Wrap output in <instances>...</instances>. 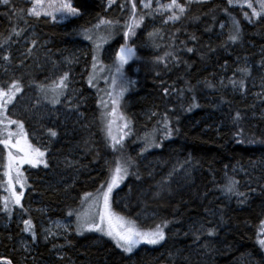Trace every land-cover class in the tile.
<instances>
[{
	"label": "trees",
	"instance_id": "16d2710c",
	"mask_svg": "<svg viewBox=\"0 0 264 264\" xmlns=\"http://www.w3.org/2000/svg\"><path fill=\"white\" fill-rule=\"evenodd\" d=\"M135 2L138 13L149 11L142 9L140 0ZM72 4L80 15L56 22L47 16L27 15L29 0H11L9 5L0 0L1 84L10 81L6 80L10 77L8 65L17 67L14 80L21 82L22 92L16 99L24 90H31L37 100L30 110L31 117L40 102L46 110L42 112L45 119L36 129L41 140L32 144L42 148L47 147L44 143L51 142L49 160L45 157L48 167L39 165L26 171L23 207H19L32 208H26L25 220L31 219L34 231H39L48 217L77 212L84 194L95 193L108 179L116 158L123 156L131 158L133 164L113 193V209L136 220L143 230L169 221L166 239L158 245L141 244L132 253H125L107 236L95 232L77 235L73 230L67 239L57 240L53 249L38 243L26 252L20 247L24 224L10 220L4 225L2 202L0 264L7 260L12 264H264V248L257 243L258 225L264 219V96L244 95L249 88L257 93V83L263 76L264 17L248 24L241 19L245 9L232 6L228 0L194 1L179 21L164 26L146 30L153 19L146 15L136 34L126 41L122 30L123 22L132 13L131 0H117L119 12L115 15L106 7L108 0H72ZM20 9L25 10L23 17ZM233 18L239 20L240 27L235 43L227 42L234 31ZM100 19L119 24L117 38L107 45V55L105 45L95 50L91 40L89 43L87 39V51L73 43L86 40L82 39V30L93 29ZM13 29L21 35H14ZM30 31L32 39L28 42L25 39ZM93 31L98 30L90 33ZM150 33L156 35L150 37ZM41 43L46 48L35 54ZM124 44L135 49V57L123 66L124 76L134 83L124 85L127 91L120 101L119 111L131 121V134L125 137L118 153L107 146L106 139L101 141L99 131L105 134L106 123L102 113L112 106L100 112L97 94L106 93L105 78L115 73V53ZM240 45L245 51H259L257 66L248 67L250 75L242 76L236 71L228 76L235 68L249 63ZM187 48L193 51L188 52ZM22 51L26 56H19ZM165 52H172L176 59L169 57L166 62H157L156 58ZM110 53L115 55L112 61L105 57ZM94 54L99 61L96 76L105 77H97L95 87L88 83ZM5 55L10 57L8 61L3 59ZM235 58L239 61L235 62ZM37 65L42 68L37 69ZM56 66H65L60 76L69 73V85L59 96V103L52 102L51 91L45 95L39 88L58 80L60 76L54 78L53 74L46 79ZM41 70L42 74L37 75ZM240 79L244 80V88H234L230 80ZM209 83L214 87H209ZM72 86L73 93L78 92L73 96L74 106L78 104L70 108L74 113L80 111L85 119L75 121L72 114L63 124L70 109L57 114L51 111L55 107L65 108L63 104L67 95L71 96ZM164 89H168L167 95ZM193 104L198 106L191 107ZM237 112L239 120L235 119ZM164 114L173 130L167 138H163L158 123ZM50 129L57 133L56 139L50 135ZM146 136L159 147H147L144 151ZM144 154L149 155L145 160ZM240 168L248 172L252 169L254 173L244 179ZM228 178L239 182L238 190L244 197H229L222 192ZM211 229L215 231L210 236L207 233Z\"/></svg>",
	"mask_w": 264,
	"mask_h": 264
},
{
	"label": "snow or ice",
	"instance_id": "6c2138e0",
	"mask_svg": "<svg viewBox=\"0 0 264 264\" xmlns=\"http://www.w3.org/2000/svg\"><path fill=\"white\" fill-rule=\"evenodd\" d=\"M5 5H9L11 0H2ZM115 0H109V5L114 3ZM154 0H140V3L143 9L149 10L146 13L140 14L137 12V6L135 0H131V10L132 13L129 19L125 22L124 38L127 41L131 36L136 34V29L139 28L145 19L146 15H152L153 13H159L161 15L168 14L164 23L176 22L181 19V17L187 12L188 5L192 0H185L184 3H180L179 0H169V3L163 4L160 3V0H155L156 7L153 8ZM247 4V7L251 9V16L256 18L264 17V0H256L259 8L254 6L253 0H244ZM32 7L27 9L26 14L34 17L47 16L51 17L53 21L56 20L57 13L62 19H67L69 17H76L80 15V10L77 7H74L72 0H31ZM229 4L233 3V0H228ZM19 13L21 17L25 14L24 9H20ZM246 19L249 18L247 12L244 13ZM26 22V21H25ZM251 22V20H250ZM113 21L107 19H100L99 22L93 26V29H83L82 34L86 39L92 40L93 37L90 35L92 30H100L102 26L111 27ZM232 25L234 31L231 32L227 37V42L235 43L239 39L240 27L239 20L233 18ZM224 25H221L223 28ZM23 31V30H21ZM14 35H21V32L13 29ZM156 33H150L149 36H154ZM11 39V35L7 38ZM100 40H103L104 37H99ZM195 39V37H193ZM226 42V43H227ZM33 45L36 44V41L31 42ZM100 48V44L95 45V50ZM31 52V49L28 50ZM188 52H192V48H187ZM135 57V49L127 44L121 45L119 51L116 54V72L120 78V87L119 91H115V86L117 80L114 77L112 80L113 92H108L107 95L109 100L101 99L100 104L104 109H108L109 101L111 103V110L105 111L102 115L106 118L105 123V139L107 141V146L110 147L114 152H121L123 149V142L126 136L131 134V121L127 119L122 112L119 111L120 101L123 98V94L127 91V87L124 85H131L134 83L131 80H128L123 73V66L128 64L130 60ZM172 57L176 59L172 52H165L163 56L157 57V62H166V59ZM5 61H8L10 57L5 55L3 57ZM98 57L97 55L92 56V69L93 72L89 74L88 83L89 85L95 87L94 81L97 80L96 69L98 66ZM102 70V68H101ZM238 72L242 76L250 75V70L245 68H238ZM230 83L233 87L239 86L241 89L244 88V80H230ZM69 85V73L65 72L61 75L58 80L52 82L50 86H45L43 84L39 85L41 92L47 93L51 91L53 93V103H59V96L63 95L65 90ZM209 87H214L212 84H208ZM22 92V84L19 80H13L8 84H0V145H3L7 152V170L4 175L7 177V191L9 195L3 197V210L6 212H11L10 204L19 205L21 207V200L24 196L23 191H16V185H19L21 189H24L26 186V178L23 176L20 168L22 165H31L32 167H37L43 165L45 168L48 167V162L45 159L46 152L41 151L39 148L33 147L27 139V134L24 132V125L21 121L13 120L9 117V105H13L14 101L17 98V94ZM164 94H168V89H164ZM198 105L193 104L191 107H196ZM191 107L188 110H191ZM156 115V113H153ZM110 117V118H109ZM235 119H240V113L237 112ZM119 121V123H118ZM161 124L160 130L163 131L164 137H170L173 134L172 128L169 126V120L167 114H164L161 121L158 122ZM11 125H16L18 131L13 132L10 130ZM127 130V131H126ZM49 133L52 137H55L57 133L55 131L49 130ZM13 137H16L15 142L13 143ZM146 147L144 151L147 150V147H159L155 143V140H149L145 137ZM12 149H15V154ZM114 167L109 168L110 176L109 178L102 183L95 193H85L82 199V204H86L87 208L82 212H69L68 215L76 216L77 226L76 233L77 235H83L84 232H96L101 233L103 236L109 237L116 245L117 248L121 249L125 253H132L137 246L140 244H149V245H158L161 244L166 239L165 228L170 223L169 221H162L159 224H156L154 228L148 230H143L137 226L136 220L127 219L124 216L119 215L113 209V191L118 188L123 180L129 175V168L132 166L133 161L131 158H125L123 156H118L113 162ZM13 173L15 175L13 176ZM171 175V174H170ZM239 182L234 178H228L227 183L223 185L222 192L231 197H244L245 194L239 192L238 190ZM158 194V193H157ZM241 203L244 201L241 200ZM24 231L31 232L33 239L36 238L34 231V226L31 219L23 221ZM57 228L63 227L65 230L69 225L56 224ZM214 229L208 231V235H214ZM49 234H52L49 230ZM199 237H197L198 239ZM257 243L264 248V219H261L258 225V235ZM6 264H12L11 260H7Z\"/></svg>",
	"mask_w": 264,
	"mask_h": 264
},
{
	"label": "rangeland",
	"instance_id": "374dc122",
	"mask_svg": "<svg viewBox=\"0 0 264 264\" xmlns=\"http://www.w3.org/2000/svg\"><path fill=\"white\" fill-rule=\"evenodd\" d=\"M194 1H201V0H192V2H194ZM29 2H30V7L29 8H31L33 5L31 3V0H29ZM160 3L166 4V3H169V0H166L164 2L160 1ZM253 3H254V6L257 7V9H258L259 5H258V3H256V0H253ZM231 5L235 6V7H238V8L245 9L244 13L247 12L249 14V18L250 19H246L244 17V14L241 15V19L245 23L251 24V23H253L254 20L257 19L256 17H252L251 16V9H249L247 7V4L244 2V0H233V3ZM140 6L142 7L141 3H140ZM106 7L110 10V13L112 15H115V14H117L119 12V7L117 8V0H115V2L112 3L111 5H109V0H108V4H106ZM152 7L155 8L156 7V3H153ZM142 9H143V7H142ZM167 15H168L167 13L164 14V15H161L159 13H153L152 15H149L153 19H152L151 22L148 23V26H147L146 30H149L151 26L153 27L155 25L164 26L166 24V23H164V20L166 19ZM49 18L52 20L51 17H49ZM70 18L71 17H69L67 19H62L60 17V15L57 13V17H56L55 21L56 22H64V21H66V20H68ZM250 20H251V22H250ZM169 22H171V21H169ZM123 23L125 25V22H123ZM124 25H123V30H122L123 32L126 31ZM118 27H119V24L113 23V25L111 27L102 26L100 30L93 31V33H89L93 37V39L91 40L92 41V45L95 46L98 43V44H100V48L103 45H105L104 55L105 54L107 55V53H106L108 51V49H107L108 46L107 45H109L112 41H114V39L117 38V29H118ZM31 36H32V31H30V33L27 36V39H25V41L30 42V38L32 39ZM99 37H104V39L100 40ZM82 39H86L85 36ZM88 41L86 39V40H81L80 42L76 41V42H73V43L79 44V46L82 49L87 51V48L90 49V46H88ZM89 43H90V41H89ZM44 46H46V44L41 43V44L37 45L36 46L37 48L34 50V53L35 54L39 53L41 48H46ZM240 46H241L240 48L242 50H244L243 53L245 55V59H248L247 61L249 62L248 64H245L244 68L245 67H247V68L248 67L249 68L256 67L257 66V63H256L257 62V56H258L257 54H258L259 51L255 52L254 50L256 48H251V47H250L251 48L250 52L248 50L245 51L246 50L245 47H243V45H240ZM41 52L42 51H40V53ZM245 52H247V53H245ZM116 54H117V52L115 53V55ZM115 55L110 53L108 56H105V57L109 61H112L114 59L113 57ZM19 56L23 57V56H26V54H24L23 51H22V52L19 53ZM99 56H100V53H99ZM33 57L34 56H30L29 58L32 59ZM234 61L238 62L239 60H236V58H235ZM5 66H7V65H5ZM2 67H4V66H2ZM64 67L65 66H62V67L61 66H56V67H54L53 70L50 73H47V75H49V76L45 75V76H47L46 79L48 77H52V74H53L54 78L55 77H59L60 76L59 72L62 69H64ZM13 68L14 67H12L11 65H8L7 76L9 75L10 77H7L6 80L9 81V78H10L9 83H11L12 80H14V78H15L14 76L16 75V72H17V67L15 69H13ZM36 68L37 69H41L42 66L37 65ZM236 71H237V69L235 68L232 72H230L228 74V76L232 75L233 73H236ZM41 72H42V70L40 72L39 71L36 72V74L37 75L42 74ZM262 75H263L262 79H260V81L257 83V86H256V88L258 87L257 88V93L253 92L254 88H249L248 91L245 92L244 95H246L248 98L249 97H256V96H259L261 94L264 96V72H262ZM97 77H99L100 80L105 78L102 75H99ZM114 77L117 80V84L115 86V91H117V88L120 85L121 81H120L119 75L116 72V67H115V73L110 74V75L106 76V78H105L107 80V84L105 86L106 93L105 94H97L98 103H99V106H100V112H101V109L103 108L101 106V104H100L101 99L108 101L109 97H108L107 93L114 91L113 85H112V80H113ZM1 80H2V78H0V84H1ZM73 86L70 87V91H69V92H71V96L67 95V98H66V100H65V102L63 104V106H65V108L63 109V108L55 107L54 110L51 111L52 114H57V112H62L63 113V111L65 109H67V108L70 109L68 115H66L65 118H63V122H62L63 124H65L67 119L72 114L76 116L75 121L76 120H81V119L84 120L85 119V117L82 118L83 115H82V113L80 111L75 112L76 113L75 114L74 112H72V109L70 108L71 106H72V108L73 107L75 108L77 106V104H78L77 103L74 106L75 102H74V97L73 96L76 97V93H78V92L73 93L75 91ZM84 98H86V96ZM84 98H83V100H84ZM83 100H81V102ZM36 102H37L36 93H34L31 90H27V91L24 90V93H22V95H20V97L15 100L14 107L9 105V111H8V115H9V117L11 119L18 120V121H21L23 123L24 132L27 134L28 142L33 147H36V146H34L32 143H37V142H40V140H41V134H39L36 129H37V125H39L43 121V119H45L44 115H42V112H46V110L43 107V103L40 102V103H38L36 109L34 110L36 112H33L34 113V117H31L30 110H32V107H33V105H35ZM109 106H111L110 101H109ZM37 113L40 114V115L38 116ZM52 114H51V121H54L55 119H53V118H55V117L52 116ZM98 121H100V113L98 114ZM94 122H95V117H94ZM25 124H29L28 127H26ZM10 130L13 131V132L18 131L16 125H11L10 126ZM35 130H36V132H35ZM99 135H100L101 141L105 142V134H104V132L99 131ZM15 139H16V137H13V143L15 142ZM55 139H56V136H55ZM45 140L47 141V139H45ZM50 143H44V144H47V147L44 145L42 148H39L41 151H44V148L46 147V152L47 153H46L45 157H46L47 160H49L48 153H49ZM36 148H38V147H36ZM137 149H138L137 147L134 148V150L136 152H137ZM12 151L15 154L16 150L12 149ZM7 152H8V150L5 149L3 145H0V155H1V157H0V196H1L0 203L3 202V197L9 195V193L7 191V177L4 175L5 171L7 170V168H6V165H7ZM140 153H143V151H140ZM148 156L149 155L144 154L142 156V158H144L143 160L147 159ZM146 161H148L150 163L151 160L148 159ZM242 166H244V165H242ZM28 168L32 169V168H35V167H32L31 165L25 164V165H22L21 168H20L21 172L23 173V176L26 178V181H28L27 180V174L28 173L26 172L28 170ZM239 172L242 174L244 179L246 177H250L251 174L254 173V171L252 169H251L250 172H248V171H244V168H240ZM14 175H15V173H13V176ZM109 176H110V174H109ZM109 176H108V178H109ZM24 189H21L19 187V185H16V191L17 192H19V191H23L24 192ZM114 191H116V189H114ZM114 191H113V193H114ZM218 197L221 198V196H218ZM26 199H25V201H27ZM119 203H120V201H119ZM119 203H117V206L119 205ZM9 207L11 208V212L10 213L6 212V211H3V219L2 220H3V224L6 225V226L8 225V221H10V220H13L16 224H19V222H23L26 219V216L24 215V212H26L27 209L28 210L32 209L31 207H26L27 209L24 208V210H23L22 208L19 207V205H12V204H10ZM86 208H87V205L86 204H82L77 212H82ZM115 212L118 213L117 211H115ZM118 214L121 215L120 213H118ZM121 216H123V215H121ZM124 217H126V216H124ZM126 218L128 219L129 217H126ZM129 219H131V218H129ZM58 223L61 224V225H69V227L67 228V230H65L63 227L57 228L56 224H58ZM76 226H77V221H76V216L75 215H72V216L67 215V216H62V217H48L45 220V223L41 225L40 230L39 231H35V234H36V238L35 239H33V236H32L31 232H26V231L24 232L23 237L20 239V247H22L23 251H26V252L28 251L29 252L30 249L33 248V245L41 243V244H46L49 249L50 248L53 249L54 245L57 244L55 242H57V240L67 239L66 237L68 235H70V233L73 230L75 231ZM49 230L51 231L52 234H49ZM97 234L102 236L101 233H97ZM142 244H144V243H142ZM183 261H185V260H183Z\"/></svg>",
	"mask_w": 264,
	"mask_h": 264
}]
</instances>
